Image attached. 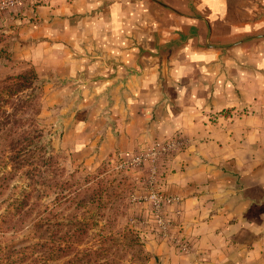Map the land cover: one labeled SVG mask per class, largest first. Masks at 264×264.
Instances as JSON below:
<instances>
[{"label":"crops","instance_id":"crops-1","mask_svg":"<svg viewBox=\"0 0 264 264\" xmlns=\"http://www.w3.org/2000/svg\"><path fill=\"white\" fill-rule=\"evenodd\" d=\"M33 9L18 27L19 56L89 94L67 120L73 147L127 153L185 141L164 187L181 197L172 234L186 247L153 242L147 264H264V0H37Z\"/></svg>","mask_w":264,"mask_h":264},{"label":"rangeland","instance_id":"rangeland-1","mask_svg":"<svg viewBox=\"0 0 264 264\" xmlns=\"http://www.w3.org/2000/svg\"><path fill=\"white\" fill-rule=\"evenodd\" d=\"M36 1L0 0V136L8 128V138L20 139L15 150L30 143L37 155L31 158L22 153L19 157L28 161L13 167L8 159L10 148L0 146V178L6 177L0 188V215L31 183L35 190L25 204H36L37 236L45 237L49 224L54 236L76 233L70 225L75 221L84 222L85 235L81 244L65 253L41 255L21 252L24 238L10 237L9 231L0 237V244L10 243L16 249L9 244L0 264H25L34 257L37 261L32 264H147L152 257L150 245L169 241L154 221L150 194L157 189L177 194L164 187V182L169 161L181 146L155 157L149 155L150 147L163 140L139 143L127 153L99 154L98 144L73 147L64 135L69 117L83 110L84 99L88 103L83 82L38 71L18 54V27L24 19H32ZM15 76H22L24 86L8 97L4 88L14 84ZM99 97L89 100L99 103ZM136 153L142 156L132 162ZM33 175L35 182L28 178ZM165 210L169 214L172 209Z\"/></svg>","mask_w":264,"mask_h":264},{"label":"trees","instance_id":"trees-1","mask_svg":"<svg viewBox=\"0 0 264 264\" xmlns=\"http://www.w3.org/2000/svg\"><path fill=\"white\" fill-rule=\"evenodd\" d=\"M21 77H13L16 80L15 82H13L14 84L11 86L8 85V87L4 88V90L8 91V93L6 92V95L8 97H12L13 95H15L16 92L20 91L21 87L24 86L21 82ZM6 128L7 126L5 127V129ZM0 130H2L1 127ZM6 131L8 132H6V135H4V137L0 136V146L4 148H10V155L8 156V159L9 161H13V167H15L16 165H21L22 163L28 161L26 157H19V155L22 153L27 152V155H29V157L31 158H35L37 156L34 151L36 147H31L30 143H27V146L25 148L19 147L17 150H15L16 144L20 139L17 140L16 138H8L7 134L10 130L7 128ZM25 139L29 140V138ZM46 161L47 160L45 159V162ZM32 162H35V160H33ZM34 176L35 175L27 177L31 179L32 182H35V180L33 179ZM5 179V176H2L0 178V188L2 187L1 185L3 184V181ZM34 190L35 189L32 187V184L27 183V188H22V190L20 191L21 196L14 199L13 202L8 204V207L5 209L4 213L0 215V237L9 231L10 232L8 233V235L10 237L20 235L22 238H24V242L19 247L21 252H40L41 255H48L49 253L53 254L57 252L65 253L68 250H71L77 245L81 244L84 239V231L86 226L84 222L80 221L70 222V225L75 226V230L77 231L76 233L73 232V234L54 236L51 230V225L49 224L50 228H47L48 234L43 238L37 236L36 233L39 232L40 223L38 221V211L36 212L35 208L36 204L34 202H31L29 205L25 204V200L30 197L32 191L34 192ZM48 223L49 222H47V224ZM59 224L65 225L63 223ZM9 244L10 243H4L3 245L0 244V255L4 253L3 250H5L6 247H8L6 249L9 250ZM10 247L16 249V247H14L12 244H10ZM1 258H4L3 255L0 256V259ZM9 259L13 260L12 258ZM36 261L37 260L35 259V257L33 259L30 258L29 262L25 264H32Z\"/></svg>","mask_w":264,"mask_h":264},{"label":"built area","instance_id":"built-area-1","mask_svg":"<svg viewBox=\"0 0 264 264\" xmlns=\"http://www.w3.org/2000/svg\"><path fill=\"white\" fill-rule=\"evenodd\" d=\"M185 144L183 137L176 138H168L163 141L155 142L151 145L149 155L155 157L157 153H164L169 150H173L178 147H182ZM141 154H135L131 160L139 161L141 158ZM156 171V170H155ZM152 210L154 214V221L157 223L159 232L168 239H172L177 242V238L172 235V230L177 224L175 218L180 215V204L181 197L177 194H168L163 193L161 190L157 189V191H152L150 194ZM171 207V212L168 214L166 212V207ZM178 245L183 249L186 247L184 242L178 241Z\"/></svg>","mask_w":264,"mask_h":264},{"label":"water","instance_id":"water-1","mask_svg":"<svg viewBox=\"0 0 264 264\" xmlns=\"http://www.w3.org/2000/svg\"><path fill=\"white\" fill-rule=\"evenodd\" d=\"M103 115L107 116L108 115V112L106 109L103 110Z\"/></svg>","mask_w":264,"mask_h":264}]
</instances>
